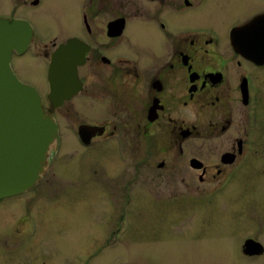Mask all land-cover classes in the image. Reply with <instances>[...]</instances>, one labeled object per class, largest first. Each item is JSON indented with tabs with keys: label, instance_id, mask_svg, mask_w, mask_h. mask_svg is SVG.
Instances as JSON below:
<instances>
[{
	"label": "flooded vegetation",
	"instance_id": "af4514ba",
	"mask_svg": "<svg viewBox=\"0 0 264 264\" xmlns=\"http://www.w3.org/2000/svg\"><path fill=\"white\" fill-rule=\"evenodd\" d=\"M66 1L72 6L66 19L46 12L53 9L46 0H15L0 8V19L31 28L29 46L14 51L10 65L20 82L36 90L57 125L48 167L58 165L64 123L82 148L109 156L112 149L130 166L121 180L125 201L106 203L110 214H97V222L107 225L95 219L88 249L79 251L85 255L92 248L82 264H93L105 250L121 247L110 264H130L127 243L137 200L160 199L168 214L193 213L196 203L225 197L239 180L243 187L261 179L264 169L249 174L264 156V0L232 20L228 11L238 13L250 0ZM61 48L66 63L75 66L74 82L50 72ZM29 58L44 66V89L21 76L19 67L36 77L26 70ZM57 79L63 83L54 84ZM38 183L0 204L25 196ZM110 187L112 198L116 189ZM98 189L93 190L104 193ZM69 198L54 211L70 210ZM31 204L24 207L17 247L35 245L45 253L43 218L25 212ZM170 222L178 223L175 217ZM238 240L244 260L264 254L253 235Z\"/></svg>",
	"mask_w": 264,
	"mask_h": 264
},
{
	"label": "rangeland",
	"instance_id": "374dc122",
	"mask_svg": "<svg viewBox=\"0 0 264 264\" xmlns=\"http://www.w3.org/2000/svg\"><path fill=\"white\" fill-rule=\"evenodd\" d=\"M14 3L15 0H0V8ZM45 4L53 8L52 11L45 10L52 16L59 14L66 19L72 13V6L66 0H46ZM259 4L258 0L243 2L238 13L228 11L229 20L243 16ZM23 14L28 12L23 11ZM63 27L66 28L65 24ZM27 68L36 77L19 67L21 76L44 89V66L39 59L29 58ZM66 125L63 124L65 144L58 152V165L53 167L54 163L51 162L32 192L0 204V264H82L93 253L92 248L85 255L79 251L85 245L88 249L91 241L87 235L95 228V219L97 222L99 217L97 214L100 213V219H105L110 214L106 203L125 201V182L121 180L131 170L130 166L121 161L112 149L109 150L110 156L102 151V157L99 150L82 148L75 143ZM206 157L207 153H204ZM258 158L263 160L257 161L258 166L255 165L253 172L248 173L251 177L255 170L264 169V156ZM261 174L260 180L255 177V186L249 184L242 187L239 180L237 187L232 188L225 197L216 196L204 205L196 203L193 213L184 209L168 214L161 211L160 199L155 203L149 198L137 200L133 230L129 235L131 239L127 243L129 263L264 264V254L256 259L244 260L238 240L245 235H253L264 247V172ZM100 185L103 194L93 190ZM114 185L116 191L111 192V198L112 194L106 191L110 192V186ZM82 191L87 193L81 198ZM139 191L142 190L139 188ZM67 197H70V210L54 211L62 206ZM29 201L33 207H28L25 212L36 219L43 218L46 230L44 245H47L45 253L35 245L23 249L17 247V238L22 234L24 207ZM173 217L177 218L176 225L170 224ZM106 225L103 220L101 227ZM84 235L85 239H82ZM120 249L105 250L93 264L112 263L119 257L117 252ZM126 255H123L124 258Z\"/></svg>",
	"mask_w": 264,
	"mask_h": 264
},
{
	"label": "water",
	"instance_id": "95a60500",
	"mask_svg": "<svg viewBox=\"0 0 264 264\" xmlns=\"http://www.w3.org/2000/svg\"><path fill=\"white\" fill-rule=\"evenodd\" d=\"M30 42L25 22L0 19V199L21 194L40 180L48 167L50 147L57 140L56 125L44 112L39 95L21 83L10 67L12 52L24 51ZM62 55L61 48L50 72L65 74L74 82L75 66L66 63ZM53 82L63 83L58 79ZM258 252L260 249L251 251Z\"/></svg>",
	"mask_w": 264,
	"mask_h": 264
}]
</instances>
